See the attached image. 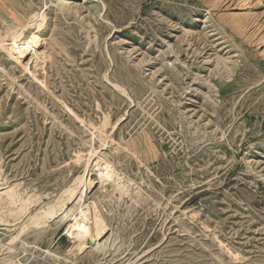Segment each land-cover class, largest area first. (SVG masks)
I'll return each mask as SVG.
<instances>
[{"label":"rangeland","instance_id":"rangeland-1","mask_svg":"<svg viewBox=\"0 0 264 264\" xmlns=\"http://www.w3.org/2000/svg\"><path fill=\"white\" fill-rule=\"evenodd\" d=\"M14 1L46 20L39 59L0 49V182L34 208L99 146L133 181L121 195L94 181L85 198L117 252L72 255L61 224L37 241L58 257L18 243L12 263L264 264V0ZM11 10L0 0V33Z\"/></svg>","mask_w":264,"mask_h":264},{"label":"bare ground","instance_id":"bare-ground-1","mask_svg":"<svg viewBox=\"0 0 264 264\" xmlns=\"http://www.w3.org/2000/svg\"><path fill=\"white\" fill-rule=\"evenodd\" d=\"M17 3L18 1L9 0V6L12 9L11 13L16 14V17H13L15 20L12 19V21H14L12 25H6L4 30L2 29L0 33V49L4 50L7 56L14 57L15 59H21L24 55L31 54L34 55V59L37 60L40 57L38 54V47L41 39L40 33L42 32V25L46 20L45 10L42 12L34 11L35 13L22 16L20 14L21 12L19 13L18 10L13 9ZM54 3L59 8H70V4L66 0H55ZM18 18L22 22L18 21ZM32 25L34 28H37L36 32L29 30ZM107 123L108 118L106 117L103 128H97V132H99L98 139L103 141V144H105V140L109 138L108 134L104 131V127ZM99 145L101 144H98V146ZM96 148L98 147L96 146ZM99 148L102 149L100 146ZM101 149L92 148L90 150L88 149L86 152L78 151L77 158L82 162V173L75 175L71 185L63 189L56 198L50 201L47 200L45 203L42 202L34 208H31V205L38 201V196L36 198V196L30 195L31 193L29 194L27 192L28 190L20 191L17 189L16 185L0 182V226L10 231L7 235L6 242L0 244V264H8L9 262L13 264L12 255L18 243L24 249H39L41 252H46L50 256L58 257L48 248L42 249L39 247L37 241L40 240L46 232L51 229L54 230L61 224H67L64 231L71 242V247L68 249L72 255H82L89 249V252L103 256L110 250L112 253H115L120 249L121 245L119 243L121 241L118 236H114L112 232H110V225L102 213V203L100 206L95 198H85L86 195H88L87 191L90 190L94 181L99 184L98 188L100 187L101 192L106 193L107 189L109 190L110 188L111 192L118 191L121 195L122 193L128 192V187L133 180L131 181L130 178L121 176L115 168L114 161L107 158L106 153H103ZM92 171L97 172V177L96 179L94 178L95 180L91 178ZM132 186L133 185H131V188ZM114 193L115 192H112L113 195ZM112 198L113 197H111V199ZM101 200L103 202V199ZM109 212L111 213V211ZM91 228L96 241L94 245H89L88 241L91 235ZM30 235L35 237L33 241L28 240ZM69 250L67 251L69 252ZM74 250L76 254L73 253ZM65 259L69 261L68 258Z\"/></svg>","mask_w":264,"mask_h":264},{"label":"built area","instance_id":"built-area-1","mask_svg":"<svg viewBox=\"0 0 264 264\" xmlns=\"http://www.w3.org/2000/svg\"><path fill=\"white\" fill-rule=\"evenodd\" d=\"M13 264H16L15 261L13 262ZM18 264H25V263H18Z\"/></svg>","mask_w":264,"mask_h":264}]
</instances>
